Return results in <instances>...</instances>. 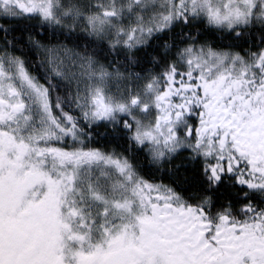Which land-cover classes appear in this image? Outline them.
<instances>
[{"label": "snow or ice", "instance_id": "snow-or-ice-1", "mask_svg": "<svg viewBox=\"0 0 264 264\" xmlns=\"http://www.w3.org/2000/svg\"><path fill=\"white\" fill-rule=\"evenodd\" d=\"M0 264H264V0H0Z\"/></svg>", "mask_w": 264, "mask_h": 264}]
</instances>
